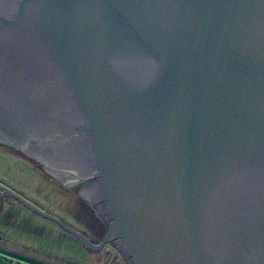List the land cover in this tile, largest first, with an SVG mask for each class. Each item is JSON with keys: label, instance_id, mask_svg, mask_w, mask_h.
<instances>
[{"label": "water", "instance_id": "1", "mask_svg": "<svg viewBox=\"0 0 264 264\" xmlns=\"http://www.w3.org/2000/svg\"><path fill=\"white\" fill-rule=\"evenodd\" d=\"M0 144L98 176V242L0 196L109 264H264V0H0Z\"/></svg>", "mask_w": 264, "mask_h": 264}, {"label": "crops", "instance_id": "2", "mask_svg": "<svg viewBox=\"0 0 264 264\" xmlns=\"http://www.w3.org/2000/svg\"><path fill=\"white\" fill-rule=\"evenodd\" d=\"M37 195L33 190L28 200L69 220L61 214L62 210L56 213L46 209L42 197L39 199ZM37 216L13 199H0V264H109L106 256L85 250L73 235ZM60 240L67 243H55Z\"/></svg>", "mask_w": 264, "mask_h": 264}, {"label": "flooded vegetation", "instance_id": "3", "mask_svg": "<svg viewBox=\"0 0 264 264\" xmlns=\"http://www.w3.org/2000/svg\"><path fill=\"white\" fill-rule=\"evenodd\" d=\"M37 165L45 174L56 180L59 190L69 195L67 199L70 198L77 201L82 211L83 219L86 221H84L86 223V229H82L81 231L90 236L93 241H100L106 231L108 220L106 219V213L102 206L103 198H101L98 192V176L95 174H88L84 179L78 182L69 183V178L74 174L69 169L57 165L54 167L55 177H53L51 174L46 173L40 164L37 163ZM0 199L11 198L1 195ZM66 221L72 224V222Z\"/></svg>", "mask_w": 264, "mask_h": 264}, {"label": "rangeland", "instance_id": "4", "mask_svg": "<svg viewBox=\"0 0 264 264\" xmlns=\"http://www.w3.org/2000/svg\"><path fill=\"white\" fill-rule=\"evenodd\" d=\"M15 158L17 157L15 156V154H12V153L9 155L5 153L0 154V183L7 186L10 189L13 188L12 189L13 191L14 190L18 191L17 189H19L18 192L22 193L24 195L23 196L24 198H26L27 200L31 199L29 197L31 195L28 194L29 190L25 192L24 190H20V188H17L18 186H16L15 183H13L12 181L8 179V176L11 174L8 170L9 165L13 164V167L16 166L15 160L17 159ZM8 163L10 164L8 165ZM17 167L18 166H16L14 170H16ZM14 170L12 171L13 173L15 172ZM25 171L23 172V174H24V177H26V179H24V181L27 182L26 187L32 190L35 189L34 191L38 194L36 197H39V199H41L42 197V201H44L43 204L46 209H50L54 212L56 211V213L58 209L60 211L62 210L61 214L66 219H69L68 221L74 223L78 228L86 229V223H85L86 221L83 219L82 211L80 210L79 204H77V201L75 199H72V200L70 198L67 199L69 195L64 193L62 190H59L58 188L59 186L56 185L55 180H52L53 185L51 186V185H48V184H51V181L47 179L44 175H41L40 173H38L37 176H32L33 174L32 170L28 169ZM37 217H39L40 219H45L39 215ZM62 242L67 243L66 241H61V240L55 243L62 244Z\"/></svg>", "mask_w": 264, "mask_h": 264}, {"label": "trees", "instance_id": "5", "mask_svg": "<svg viewBox=\"0 0 264 264\" xmlns=\"http://www.w3.org/2000/svg\"><path fill=\"white\" fill-rule=\"evenodd\" d=\"M3 151V152H2ZM13 152H17L14 148H12V147H9V146H6V145H3V144H0V154L1 153H5V154H7V155H9V154H14ZM15 156L17 157V158H15V159H17V160H15V162H16V166H18L17 168H16V170H14L15 169V167H13V164H11V165H9L10 163H8V165H9V172L11 173L9 176H8V179L10 180V181H12L13 183H15L16 184V186H18L17 188H20V190H24V192L25 191H28V189L29 190H31V191H28V194L29 195H31L32 196V192H33V190L32 189H30V188H28V187H26V181H24V179H26V177H24V174H23V172L25 171V170H32L33 172V174H32V176H37V174L38 173H40L41 175H44L47 179H49L50 181H51V184H48V185H53V183H52V178L51 177H49L47 174H45L43 171H42V169L34 162V164L33 165H30L29 163H28V160L30 159V158H27L26 159V156H17L16 154H15ZM25 157V158H24ZM11 170V171H10ZM15 171L14 173L12 172V171ZM26 172V171H25ZM31 176V175H30ZM37 178V177H36ZM47 185V186H48ZM56 185H57V183H56ZM58 186V185H57ZM13 189V188H12ZM26 189V190H25ZM18 191H19V189H17ZM35 190V189H34ZM56 190H57V188H56ZM16 193H18V194H20L21 196H24L22 193H20V192H18V191H16V190H14ZM30 192V193H29ZM57 192H58V190H57ZM56 193V192H55ZM53 194H54V192H53ZM72 200V199H71Z\"/></svg>", "mask_w": 264, "mask_h": 264}]
</instances>
